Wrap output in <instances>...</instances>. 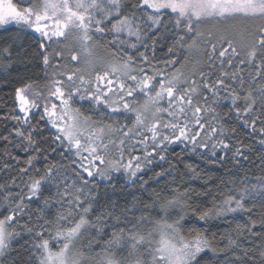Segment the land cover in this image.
Segmentation results:
<instances>
[{"label":"trees","instance_id":"16d2710c","mask_svg":"<svg viewBox=\"0 0 264 264\" xmlns=\"http://www.w3.org/2000/svg\"><path fill=\"white\" fill-rule=\"evenodd\" d=\"M9 2L19 11L42 5ZM117 2L101 36L88 32L108 54L104 68L80 82L54 68V40L23 26L0 29V221L10 218L0 264H42V246L58 251L78 225L79 252H106L125 264L129 239L162 224L208 247L189 264H264V190H254L264 188V17L203 32L201 20L152 13L141 0ZM119 21L137 37L113 35ZM52 66L58 77L73 78L71 109L118 139L145 125L122 108L164 98L157 138L123 147V159H137L134 177L105 167L102 177L86 175L85 157L57 135L42 108L24 111L22 94L44 88ZM165 87L169 99L159 98ZM241 198L240 210L217 216ZM120 240L121 250L113 249Z\"/></svg>","mask_w":264,"mask_h":264},{"label":"rangeland","instance_id":"374dc122","mask_svg":"<svg viewBox=\"0 0 264 264\" xmlns=\"http://www.w3.org/2000/svg\"><path fill=\"white\" fill-rule=\"evenodd\" d=\"M39 1L42 3L39 10L19 11L9 0H0V29L11 25L23 26L44 38L46 42L54 40L49 55L56 61L54 68L62 67L63 71L75 72L79 82L88 73L104 68L101 65L108 58V54L88 32L93 28L94 34L101 36L100 27L118 15V0ZM141 1L142 6L152 13L168 11L176 19L186 23L191 19L201 20L200 24L203 25L199 28L203 32L217 31L223 24L231 25L234 21L245 20V17H264V0ZM154 20L158 21L156 18ZM112 31L113 35H123L125 38L137 37L138 34V31L133 30L126 21L116 23ZM54 68L51 67L52 74L50 73L51 77L44 88L37 90L31 88L22 94L25 99L24 111H32L37 106L42 108L57 135L72 151L85 157L83 170L86 175L101 176V168L105 167L107 172L109 170L111 173L130 174L134 177L138 171L137 159H123L121 156L123 147L126 146L128 150L133 146L144 148L139 140H143L145 135L154 140L157 138V116L164 111L159 103L164 99L162 98L164 93L163 97L170 98V90L167 91V87L161 89L159 98L162 99L158 101V97L148 99L143 108V105H131L133 109H129V106L122 108L124 112L131 111L136 114L138 122L143 123L145 120V125L143 129L139 127L131 133L127 132L124 139H118L114 134L109 135L108 130L104 132L100 128L91 127L92 124L71 109L69 98L72 95L73 78L66 75L58 77ZM170 84L166 83L167 86ZM94 95L97 97V93ZM122 110L118 109L119 112ZM254 190L263 191L264 188L255 186ZM241 202L242 198L237 202H227L217 216L240 210ZM9 222L10 218L0 221V260L10 242V235L6 229ZM81 228L82 225H78L60 238L59 244L62 245L56 252L43 245L42 264H121L106 252L98 254L79 252L75 244ZM129 240L131 244L127 245L128 251H125L127 257L125 264H189L198 254L208 250L202 241L183 240L177 228L167 224L157 225L154 231L145 237H133ZM123 243V240L115 241L113 249L121 250Z\"/></svg>","mask_w":264,"mask_h":264}]
</instances>
